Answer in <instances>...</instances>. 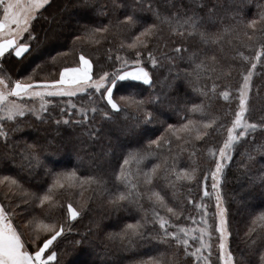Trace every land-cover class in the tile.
<instances>
[{
    "label": "snow or ice",
    "instance_id": "snow-or-ice-1",
    "mask_svg": "<svg viewBox=\"0 0 264 264\" xmlns=\"http://www.w3.org/2000/svg\"><path fill=\"white\" fill-rule=\"evenodd\" d=\"M54 2L0 0V173H6L0 174V191L9 201V204L0 201V264H73L64 257L77 250L96 253L100 230L105 227L101 221L107 218L104 216L91 221L93 227L71 241L69 250H56L66 240V234L73 231L71 222L93 211L89 206V201L93 200L99 201L98 207L116 214L123 212L131 220L124 222L119 231L104 234L107 240H118L119 250L130 254V258H126L127 264H181V249L183 258L190 257L191 264H255L251 257L257 254L259 264H264V210L252 220L253 226L245 233L248 256L238 259L230 247L232 232L222 196L226 169L242 145L245 147L240 156L246 157L249 163L264 157V116L251 119L249 103L258 66L264 70V3L241 0L233 7L235 0H229V6L221 11L223 6L219 0H109L105 4H98L97 0H76V6L85 14L84 19L94 22L81 24L77 21V28L73 29L63 19L65 9L49 11ZM253 3L257 11L249 18L247 6ZM146 14L151 16L150 22ZM100 18L107 19V23ZM39 20L49 22L51 35L46 31V40L55 41L67 34L73 45L82 38L75 35L76 31L98 44L108 34L122 37L124 33L139 29L130 42L121 38L118 45L119 49L135 50V58L122 56L119 52L115 57L109 54L107 59L118 61L119 66L107 71L99 65L94 71L92 59L80 51L75 65L63 67L58 78L36 79L35 68L28 75L14 78L15 73L9 74L5 68L7 58L13 55L27 58L26 54L31 55L39 49V44L35 48L32 44L38 40L36 24ZM165 33L169 38H179L180 42L173 40L175 46L169 47ZM190 39L203 47L189 50L184 41ZM153 41L156 47L148 50ZM162 48H168V51ZM213 48L215 50L210 53ZM241 49L250 52L246 55ZM145 50L146 57L143 55ZM62 55L66 53L57 52L50 59L55 62ZM223 60L241 62L240 80L235 88L226 85L219 90L216 81L230 76L236 67L228 63L225 68ZM145 61L154 70L163 67V62L167 61L169 73L178 67V61H186L191 67L177 71L168 87H174L183 74L193 86V92L203 99L200 103L179 108L180 123H168L164 133L143 143L147 130L142 125L154 121L164 123L145 105H162L163 100L168 99L164 93L147 99L137 98L138 89L144 85L151 88L156 83ZM245 64L250 66L245 68ZM39 67L37 64L36 68ZM202 80H211V86L202 84ZM120 88L127 89L128 94L116 99L114 90ZM84 96L88 106L78 107L73 98ZM61 98H67L63 100V106L60 105ZM217 98L237 101L236 107L225 113L231 116L230 121L225 122L213 113L212 104ZM97 101H104L107 107L101 108ZM57 108L59 118L54 115ZM129 108L135 109V120L115 127V144L111 138L113 131L109 129V142L101 158L97 160L96 154H92L89 161L94 169L90 175H81L76 169L56 170L60 167L56 157L61 149L68 145L75 147L71 138L45 136L43 141L38 137L32 142L23 135L17 138V134L24 133L26 128L47 133L48 129L43 126L50 122L57 127L87 123L95 119V115L90 117L89 113H99L103 120L115 124L114 113H127ZM74 109V114L80 118L71 120L67 116ZM84 134L89 139L105 135L101 127L91 123ZM214 135L223 136V140L218 147L210 145L205 150L213 167L204 172L201 202L194 203L190 195L186 197L198 215H185L184 202L178 199V184L197 181L200 172L195 160L200 151L198 142L212 139ZM121 137L126 142H121ZM80 143L83 144V140ZM185 152L193 160L194 166L190 168L179 166V157ZM152 160L157 162L152 163ZM242 166L247 167L246 164ZM13 167L19 169L16 174L10 172ZM261 168L264 169V163ZM37 169H42L45 176L53 177L46 188H41L36 179ZM209 179L211 191L208 190ZM161 180L165 182L164 188L159 187ZM252 180L259 182L264 196V171ZM33 181L38 190L25 186ZM165 188L173 190L172 198L178 201L179 211L169 204ZM85 192L90 195L85 197ZM77 194L78 206H74L71 198ZM213 196L215 211L210 214L203 200ZM14 197L18 202L13 203ZM64 197L68 198L66 215L62 219L54 218L52 210L65 207ZM145 201L149 207H145ZM137 213L139 218H136ZM181 217L191 223H180ZM18 221H23L24 226L21 227ZM153 241L167 245L170 252L148 255L145 259L140 254L141 242ZM87 264H97V261ZM99 264L107 262L99 261ZM112 264H120V261L114 260Z\"/></svg>",
    "mask_w": 264,
    "mask_h": 264
},
{
    "label": "trees",
    "instance_id": "trees-1",
    "mask_svg": "<svg viewBox=\"0 0 264 264\" xmlns=\"http://www.w3.org/2000/svg\"><path fill=\"white\" fill-rule=\"evenodd\" d=\"M109 0H97L98 4L108 3ZM241 0H235L233 7L239 5ZM259 2L264 3V0H259ZM219 3L223 6V8H227L229 6V0H219ZM59 9H65L63 12V19L68 22L69 26L73 29L77 28V21L81 24L83 23H91L94 21L85 20V14L76 6V0H55L52 9L49 11H57ZM43 11V10H42ZM257 9L255 8V4H251L247 6V16L249 18L252 17L253 13H255ZM48 15V13H45ZM149 22L151 21L150 14H146ZM104 23H107V19L100 18ZM225 22H228L227 20ZM54 26V25H53ZM49 22L44 20H39L36 24V32L38 34V40L33 41V47L35 48L37 44H39V49L33 51L31 55L26 54L27 58H16L14 55L7 58L5 63V68L9 71V74H13L14 78H19L20 76L28 75L35 68L36 79H53L58 78L59 71L65 66H74L76 61L78 60V54L80 51H83L85 54L89 56L93 61L94 71L98 68L99 65H103L104 70L112 71L114 67L119 66L118 61H109L107 59L108 55L111 54L113 57L119 52L122 56H128L129 58H135V50L130 49H119L118 45L120 43V39H126L128 42L131 41L132 36L135 35L139 29L133 30L132 33H124L122 37H117L112 34H108L106 39H100V43H93L88 38L84 37L80 31H76L75 35H80L82 38L80 41H77L75 45H73L71 37H68L67 34L61 36L59 39L46 40L45 35L50 36L51 33L48 31ZM165 39L169 40V47H174L175 45L172 43L173 40L179 41V38H169L167 33H165ZM163 45V41L160 42ZM188 46L189 50H192L197 47H203L202 45H197L194 39H190L188 41H184ZM156 47L155 41L149 44V49L152 50ZM227 48L228 46L225 45ZM75 49V51H70V49ZM112 49V52L109 53L108 49ZM163 51H168V48H162ZM215 49H211L214 51ZM245 52V54H249V49H241ZM57 52L66 53V55H62L58 57L55 62H53L50 57L55 55ZM218 56L221 54L219 52L216 53ZM143 55L146 57V50L143 51ZM225 68H227L228 63H233L236 67L232 70V74L230 76H226L221 80L216 81L217 84L220 85L219 90H223L226 85H231L232 88H235L240 80L239 68L240 61H228L223 60ZM39 64L40 67L36 68V65ZM163 67L159 69H152L150 63L145 61V66L149 69L150 72L153 73V79L156 82L153 87H148L147 85L142 86L138 89L139 95L137 98L147 99L157 94H167L168 99L163 100L162 105L157 104L153 105L151 103L146 104L145 107L149 110L156 113L159 116L160 120L164 121L161 123L159 121H154L152 124H148L146 126L142 125V127L146 128L147 135L143 138V143H146L148 139H155L157 136H160L164 133L165 128L168 123H180L179 116L177 114V110L184 105H191L192 103H200L203 97L193 92V86L187 82V79L182 74L179 79L175 81V85L172 88H169L168 85L171 83V79L176 75L177 71H180L185 68H190L186 61H178V67L173 68L172 72L169 73L168 69L170 67L167 61L163 62ZM250 65L245 64L244 67L247 68ZM18 70V71H17ZM167 78V79H165ZM139 83V82H133ZM202 84H206L209 87L211 86V80H202ZM128 90L125 88H120L118 90H114V98L119 99L121 95H127ZM67 98L60 99V105L63 106V100ZM73 102L77 103L79 106L87 107V97H74ZM101 108H105L106 103L104 101H97ZM169 102L171 103V107H169ZM250 107L252 109L251 119L258 120L261 116H264V70H261L258 66L257 74L253 77V90L250 93ZM237 101L235 99L230 101H224L222 98H217L213 101L212 111L213 113L221 116L225 122L230 121L231 116H226L225 113L229 109H234L236 107ZM108 110L111 111L110 107ZM75 109L72 110L71 113H68L67 118L71 120L79 119L80 117L76 116ZM54 115L59 118V109H55ZM95 115V119H90L89 122L75 125L69 124L60 126H56L54 123L50 122L48 125H44L43 127L47 128L48 131L45 133L44 131H34L31 128H26L24 133L17 134V138L23 135L27 137L29 142H32L36 138H40L41 141L45 138V136L56 137L57 139L67 140L71 138L75 144V147L72 145H68L66 148H62L59 155L56 157L59 161L61 159L67 158V160L60 164V167L56 169L57 171H70L72 169H76L81 175H90L93 174L94 169L90 166V164H86L90 161L92 154H96V159H100L102 156L103 149L108 145L107 134L109 129H112V142L116 143V135H115V127L117 125L122 126L125 123H132L137 113L134 108H129L127 113L121 112L119 114L114 113L115 124L111 122H107L102 119L99 113L92 114L89 113V116L92 117ZM94 124L96 127H101L104 130L105 135H101L99 139H89L87 135L84 133L88 129V124ZM79 138V139H77ZM121 142H126L124 137H121ZM80 140H83V144L80 143ZM223 136L214 135L212 139H206L204 142H198V148L200 151L197 153L196 165H198L200 172L198 173V179L196 182L188 183L182 182V184H178L179 193L178 199L184 202V214L188 215H198L197 210L194 208L193 204H188L186 197L190 195L193 199L194 203L201 202V197L203 196V175L204 172L208 171L211 167H213V161L205 154V150L207 147L215 146L218 147L222 142ZM259 142V138H258ZM136 147V145H134ZM244 145L240 147L237 153L234 155L233 162L228 166L225 172V179L222 183V196L226 202L225 206L228 208V218L230 231L232 232V236L230 238V247L233 249L234 254L239 259L240 257H247L249 250L246 246V237L245 233L248 228L253 226L252 220L259 214L260 211L264 210L261 208L264 205L263 200L264 196L261 195V186L259 182L253 183L252 178L260 172L264 171L261 168V163H264V157L258 158L256 162L249 163L246 157L240 156V151L244 150ZM251 148V146H248ZM72 155V156H71ZM73 157V158H72ZM72 158V161L70 160ZM157 162L156 160H152V163ZM247 165V167H243L242 165ZM179 166L180 167H192L193 160L189 157L187 152L182 153L179 157ZM19 171L18 168L13 167L10 172L11 174H16ZM6 174V173H0ZM27 176V171L24 173ZM36 179L39 181L41 188H46L48 184L52 182L53 177L45 176L42 169L36 170ZM208 190L211 191V180L209 179ZM165 182L159 181V187L164 188ZM26 187H32L33 190H38L35 185V181L32 183L26 184ZM172 189L165 188V192L167 193V199L169 204L173 207H176L179 211L178 201L172 198ZM89 192H85L84 196H89ZM94 195V194H93ZM59 198V197H58ZM212 198H204L203 202L208 205L209 213H213V201ZM67 197L62 199V202L65 204L63 209L56 208L52 210V216L54 218H64L66 215V202ZM72 202L74 206L77 205V201L79 199L78 194L74 195L72 198ZM0 201L5 204H9V201L4 199L3 192L0 191ZM18 202L16 198H13V203ZM145 207H149L147 201L144 202ZM99 201L93 200L89 201V206L93 209L92 212H86L82 218H78L77 221L71 222L73 225V231L71 233L66 234V240L61 243L60 247L56 250L59 252L61 249L67 251L71 247V241L74 239H79L81 233H84L87 229L92 228L93 224L91 221L99 219L101 216L107 217L101 221L102 227L100 230L101 239L97 240V252H87V251H75L72 252L71 255L64 257L65 261H72L73 264H87L88 261H105L107 264H112L114 260L120 261V264H127V259L130 258V254L126 252H122L119 250V241H110L104 238V234L108 231H119L123 226L124 222H131L130 219L126 218V214L121 212L119 214L112 213L107 209H102L98 207ZM23 207V206H22ZM161 213L164 214V211L161 210ZM139 213H137L136 218H139ZM239 215V219L237 216ZM123 218V219H122ZM23 222V221H21ZM180 223L189 224L191 221L185 220L181 217ZM211 222V217H210ZM24 224V222H23ZM259 227V225H256ZM22 227V226H21ZM25 231L28 233V230L25 228ZM215 239V238H214ZM142 247L140 248V254L147 259L148 255H159L163 252H170L167 245H161L157 242H141ZM174 244V242H173ZM156 247L157 252H151L149 249L151 247ZM98 253V255H97ZM82 256V257H81ZM90 257V258H89ZM139 258V257H136ZM83 259L82 263H79V260ZM111 259V262L108 260ZM251 259L255 262V264H259V255H254ZM181 264H191V258H183V252L181 249Z\"/></svg>",
    "mask_w": 264,
    "mask_h": 264
},
{
    "label": "rangeland",
    "instance_id": "rangeland-1",
    "mask_svg": "<svg viewBox=\"0 0 264 264\" xmlns=\"http://www.w3.org/2000/svg\"><path fill=\"white\" fill-rule=\"evenodd\" d=\"M72 156V155H71ZM73 158V157H72ZM72 158H70V160L72 161ZM67 160V158H64V159H61L60 160V164H62V163H64L65 161ZM86 164H89V162L88 163H86ZM212 201H213V208H214V210H213V212L215 211V199H214V196H213V198H212ZM261 201H264V198H263V200H261ZM240 217H239V215L237 216V219H239ZM229 219V218H228ZM20 224H21V226L23 227L24 226V224H23V222H21V221H18ZM229 227H230V225H229ZM25 230V229H24ZM25 233H26V235L28 234L26 231H25ZM231 238V237H230ZM229 242H230V240H229ZM157 250V248L154 246V247H151L150 249H149V251H151V252H157L156 251ZM234 256H236V254H234ZM82 257V256H81ZM90 258V257H89ZM216 259V255H214L213 256V260H215ZM84 260L83 259H80L79 260V263H82ZM109 262H111V259H109L108 260Z\"/></svg>",
    "mask_w": 264,
    "mask_h": 264
}]
</instances>
